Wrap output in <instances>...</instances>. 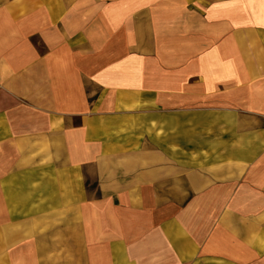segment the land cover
<instances>
[{
  "label": "crops",
  "instance_id": "1",
  "mask_svg": "<svg viewBox=\"0 0 264 264\" xmlns=\"http://www.w3.org/2000/svg\"><path fill=\"white\" fill-rule=\"evenodd\" d=\"M0 264H264V0H0Z\"/></svg>",
  "mask_w": 264,
  "mask_h": 264
}]
</instances>
